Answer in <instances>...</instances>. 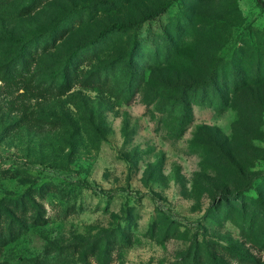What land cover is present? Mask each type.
Instances as JSON below:
<instances>
[{
    "label": "rangeland",
    "instance_id": "1",
    "mask_svg": "<svg viewBox=\"0 0 264 264\" xmlns=\"http://www.w3.org/2000/svg\"><path fill=\"white\" fill-rule=\"evenodd\" d=\"M0 264H264L258 0H0Z\"/></svg>",
    "mask_w": 264,
    "mask_h": 264
},
{
    "label": "trees",
    "instance_id": "2",
    "mask_svg": "<svg viewBox=\"0 0 264 264\" xmlns=\"http://www.w3.org/2000/svg\"><path fill=\"white\" fill-rule=\"evenodd\" d=\"M258 2L260 3V5L262 6V7H264V0H258ZM159 13H160V11H157V12H155V13H152V14H150L149 15V17L150 18H154V17H156V16H158L159 15ZM120 28V26L118 25V24H112L110 27H107V28H105V29H103L102 30V34H106V33H108V32H110V31H112V30H116V29H119ZM28 47H30V45L28 46ZM28 47L25 49V50H20V53L17 55V56H14V58H12L10 61H12L13 59H15V58H19V57H21L22 55L24 56V55H26L27 54V51L26 50H29L28 49ZM22 56V57H23ZM9 61V62H10ZM9 62H7V64H9ZM6 65V64H5Z\"/></svg>",
    "mask_w": 264,
    "mask_h": 264
}]
</instances>
